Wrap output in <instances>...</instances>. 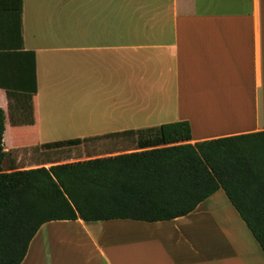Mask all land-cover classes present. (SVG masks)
<instances>
[{
	"label": "crops",
	"instance_id": "1",
	"mask_svg": "<svg viewBox=\"0 0 264 264\" xmlns=\"http://www.w3.org/2000/svg\"><path fill=\"white\" fill-rule=\"evenodd\" d=\"M0 83L7 155L98 141L29 169L137 152L178 121L191 144L264 131V0H21L18 21L0 13ZM27 103L32 120H11ZM20 264H264V253L218 190L171 221L45 223Z\"/></svg>",
	"mask_w": 264,
	"mask_h": 264
},
{
	"label": "trees",
	"instance_id": "2",
	"mask_svg": "<svg viewBox=\"0 0 264 264\" xmlns=\"http://www.w3.org/2000/svg\"><path fill=\"white\" fill-rule=\"evenodd\" d=\"M20 6L21 0H0V13L18 21ZM8 35L5 28V39ZM24 55L31 87L22 91L29 102L34 63L31 54ZM17 112L11 111V120H32L30 103ZM4 120L0 109V264H20L45 223L171 221L189 215L218 190L264 253V131L191 144L185 143L191 138L189 123L178 121L148 130L152 136L139 141L137 152L4 172Z\"/></svg>",
	"mask_w": 264,
	"mask_h": 264
},
{
	"label": "rangeland",
	"instance_id": "3",
	"mask_svg": "<svg viewBox=\"0 0 264 264\" xmlns=\"http://www.w3.org/2000/svg\"><path fill=\"white\" fill-rule=\"evenodd\" d=\"M98 141H91L86 143V146H73L65 148L61 147L59 149H40L39 148H30L27 146H22L20 149L12 151L9 153L5 160L3 161V169H29L34 167V164L44 163L48 160H53L55 162H60V158H63L66 154H73L75 158L79 157L83 152H89L93 149H96ZM99 146V145H98Z\"/></svg>",
	"mask_w": 264,
	"mask_h": 264
}]
</instances>
